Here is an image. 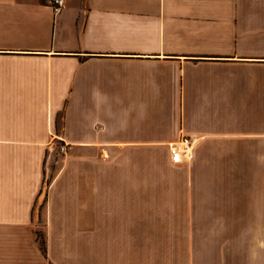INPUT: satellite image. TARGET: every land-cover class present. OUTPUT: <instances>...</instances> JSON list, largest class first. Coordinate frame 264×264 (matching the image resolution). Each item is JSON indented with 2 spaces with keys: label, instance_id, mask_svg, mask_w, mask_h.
Here are the masks:
<instances>
[{
  "label": "crops",
  "instance_id": "1",
  "mask_svg": "<svg viewBox=\"0 0 264 264\" xmlns=\"http://www.w3.org/2000/svg\"><path fill=\"white\" fill-rule=\"evenodd\" d=\"M182 135L195 189L258 190L244 207L264 214V0H64L57 14L0 0V264H140L141 247L164 249L140 205L172 189ZM200 238L231 253L195 264H264V230Z\"/></svg>",
  "mask_w": 264,
  "mask_h": 264
},
{
  "label": "rangeland",
  "instance_id": "2",
  "mask_svg": "<svg viewBox=\"0 0 264 264\" xmlns=\"http://www.w3.org/2000/svg\"><path fill=\"white\" fill-rule=\"evenodd\" d=\"M57 145L59 147L61 144ZM193 160L177 169L172 166L169 179L172 182L171 190H152L149 200H141L140 231H149L155 236L167 232L166 234L170 236L155 238L161 242L166 241L164 249L150 248L151 246L141 247L140 264H195L197 261H207L212 258L222 261L227 256L230 257L231 252L223 251L221 248L217 249L221 252L204 248L211 245L221 246L223 245L222 239H213L216 243L211 244L210 238H200V235H205L207 232L242 233L264 230V214L259 215L254 212V209L249 210L247 207V210L244 207L245 199L250 202L252 198L247 195L257 193L258 190L195 189L194 183L197 182V178L185 173V169L190 168ZM219 161L218 165L224 169L234 168L235 163L238 164V162L241 166L248 164L249 169L252 170L260 164V159H219ZM210 162L212 163V159ZM158 167L157 170L161 169L160 166ZM243 169L249 171L248 168H242V171ZM48 176L50 179L51 171ZM225 176L229 178L230 175L220 174L219 180H225L223 179ZM237 176L238 181L256 180L255 173L244 174L242 172ZM160 177V174L155 175L157 183L159 181L162 183L166 179L165 175L163 180H160ZM186 184L188 188H185ZM44 207L43 202L40 208L41 213L45 210ZM179 232L189 236L174 237ZM43 237L45 239L44 235ZM202 240L209 241V243H204ZM236 256L242 260L243 254L237 253Z\"/></svg>",
  "mask_w": 264,
  "mask_h": 264
},
{
  "label": "built area",
  "instance_id": "3",
  "mask_svg": "<svg viewBox=\"0 0 264 264\" xmlns=\"http://www.w3.org/2000/svg\"><path fill=\"white\" fill-rule=\"evenodd\" d=\"M64 7V0H52L53 11L57 14ZM194 141L195 137L182 135L179 140L169 145L170 163L172 165H184L189 163L194 157ZM70 145L63 143L59 146L60 152L66 153Z\"/></svg>",
  "mask_w": 264,
  "mask_h": 264
},
{
  "label": "trees",
  "instance_id": "4",
  "mask_svg": "<svg viewBox=\"0 0 264 264\" xmlns=\"http://www.w3.org/2000/svg\"><path fill=\"white\" fill-rule=\"evenodd\" d=\"M38 236H39V240L41 243V247H42L43 251L46 252V240L44 239L42 234L38 233Z\"/></svg>",
  "mask_w": 264,
  "mask_h": 264
}]
</instances>
